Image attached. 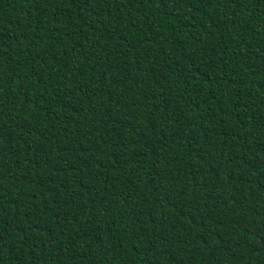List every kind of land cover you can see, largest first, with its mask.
<instances>
[{
	"label": "trees",
	"instance_id": "trees-1",
	"mask_svg": "<svg viewBox=\"0 0 264 264\" xmlns=\"http://www.w3.org/2000/svg\"><path fill=\"white\" fill-rule=\"evenodd\" d=\"M0 264H264V0H0Z\"/></svg>",
	"mask_w": 264,
	"mask_h": 264
}]
</instances>
